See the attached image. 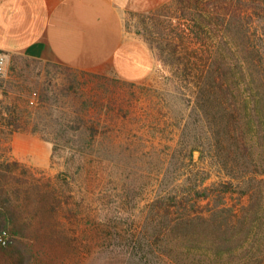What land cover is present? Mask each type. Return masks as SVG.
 I'll list each match as a JSON object with an SVG mask.
<instances>
[{
    "label": "rangeland",
    "instance_id": "rangeland-1",
    "mask_svg": "<svg viewBox=\"0 0 264 264\" xmlns=\"http://www.w3.org/2000/svg\"><path fill=\"white\" fill-rule=\"evenodd\" d=\"M255 1L263 7L264 0ZM253 2L171 0L158 10L128 17V29L156 56L154 73L138 83L119 79L109 67L83 70L9 56L7 72L0 77V162L17 161L30 174L55 183L71 174L70 184L60 187L58 244L45 235L49 231H41L42 223L29 233L34 264H264V153L256 166H232L230 172L223 167L226 156L216 155L213 139H208L212 134H206V123L189 131L198 147L193 142L184 148L196 82L185 78L182 57L186 48L201 47L189 36L190 16L203 14L209 20L218 6L246 9L245 3L253 14ZM261 13L253 14L250 36L264 49ZM174 45L179 54L173 60ZM198 176H208L205 186L212 189L232 182L223 197L240 214L244 207L260 210L251 238L233 255L210 251L182 261L163 256L155 241L144 255L135 241L149 203L161 191L189 189ZM208 203L202 200L198 209L208 210Z\"/></svg>",
    "mask_w": 264,
    "mask_h": 264
},
{
    "label": "trees",
    "instance_id": "trees-1",
    "mask_svg": "<svg viewBox=\"0 0 264 264\" xmlns=\"http://www.w3.org/2000/svg\"><path fill=\"white\" fill-rule=\"evenodd\" d=\"M261 2L263 7L254 0L253 14L261 16L264 12V1ZM245 6L246 9L227 10L218 6L209 20L203 14L190 16L189 36L201 47L186 48L182 57L185 78L196 82L193 118L190 116L185 126L184 148L188 149L193 142L198 147L189 131L197 132V128L206 123V134H212L208 139H213L216 155L226 156L223 167L230 172L232 166L239 169L256 166L260 154L264 153H258L264 148V49L250 36L254 17L248 12L249 4ZM203 33L208 35L207 39L203 38ZM178 54L179 47L174 45L170 56L174 60ZM222 139H226L227 145ZM20 167L24 166L17 161L0 162V234L8 238L7 245L0 243V264L35 263V251L27 239L39 223L43 226L41 231H49L45 235L52 236V245L59 242L55 235L62 208L60 189L66 182L70 184L67 179L71 174L65 173L67 178L55 183L37 178L26 168L18 174ZM208 179V176L191 179L190 188L185 191L179 190L180 186H176V191H161L145 211L135 248L139 246L147 255L155 241L163 256L182 261L190 254L197 257L213 251L216 256H223L241 250L243 243L251 238L254 221L261 219L260 210L249 212L244 207L240 214L223 197L231 191L233 183L212 189L205 186ZM204 199H209L208 206L212 205L208 210L198 209ZM77 217L74 209L75 220ZM242 227H246L245 230H241ZM257 235V232L253 234Z\"/></svg>",
    "mask_w": 264,
    "mask_h": 264
},
{
    "label": "crops",
    "instance_id": "crops-1",
    "mask_svg": "<svg viewBox=\"0 0 264 264\" xmlns=\"http://www.w3.org/2000/svg\"><path fill=\"white\" fill-rule=\"evenodd\" d=\"M171 0H0V49L66 67L111 68L131 83L155 71L153 48L128 29V17Z\"/></svg>",
    "mask_w": 264,
    "mask_h": 264
},
{
    "label": "built area",
    "instance_id": "built-area-1",
    "mask_svg": "<svg viewBox=\"0 0 264 264\" xmlns=\"http://www.w3.org/2000/svg\"><path fill=\"white\" fill-rule=\"evenodd\" d=\"M9 64V55L5 51L0 49V77L4 76L7 72ZM0 243L2 245L8 244V238L4 233L0 234Z\"/></svg>",
    "mask_w": 264,
    "mask_h": 264
}]
</instances>
